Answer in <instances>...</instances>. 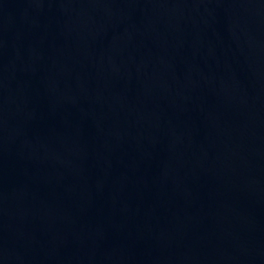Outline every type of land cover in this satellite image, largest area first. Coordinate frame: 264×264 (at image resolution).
Returning a JSON list of instances; mask_svg holds the SVG:
<instances>
[{
    "label": "water",
    "instance_id": "obj_1",
    "mask_svg": "<svg viewBox=\"0 0 264 264\" xmlns=\"http://www.w3.org/2000/svg\"><path fill=\"white\" fill-rule=\"evenodd\" d=\"M0 264H264V0H0Z\"/></svg>",
    "mask_w": 264,
    "mask_h": 264
}]
</instances>
